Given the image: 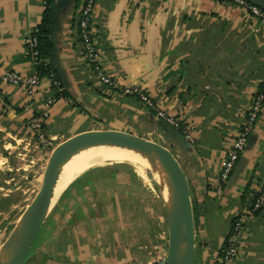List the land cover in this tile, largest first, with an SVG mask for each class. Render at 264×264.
I'll return each instance as SVG.
<instances>
[{
	"label": "crops",
	"instance_id": "obj_1",
	"mask_svg": "<svg viewBox=\"0 0 264 264\" xmlns=\"http://www.w3.org/2000/svg\"><path fill=\"white\" fill-rule=\"evenodd\" d=\"M85 1L75 0L61 16L56 35L65 98L47 106L55 96L47 76L32 100L20 86L0 84V164L8 171L3 173L35 170L41 160L29 151L42 146L28 123L45 111L52 150L98 132L158 139L164 147L168 142L190 186L194 264H221L234 222L264 184L263 109L240 156L244 169L221 193L214 189L264 82V23L219 0H98L92 35L102 64L120 86L110 88L83 55L78 17ZM45 11L43 0H0V70L39 73L27 56L26 39ZM127 86L143 87L162 109L189 123L188 145L168 134L137 97L122 93ZM48 154L40 167L44 174ZM11 158L21 165H10ZM138 165L145 167L105 160L75 177L56 199L34 253L21 264H148L166 256L164 193L154 172ZM239 251L233 264H264V208L248 220Z\"/></svg>",
	"mask_w": 264,
	"mask_h": 264
},
{
	"label": "water",
	"instance_id": "obj_2",
	"mask_svg": "<svg viewBox=\"0 0 264 264\" xmlns=\"http://www.w3.org/2000/svg\"><path fill=\"white\" fill-rule=\"evenodd\" d=\"M75 0H57L52 10L51 30L54 44L52 58L58 61L56 35L63 14ZM264 10V0H246ZM172 127L166 132H172ZM188 145L184 138L181 142ZM248 145V143H247ZM120 148L146 157L153 172L163 173L170 181L171 197L167 203L169 244L166 264H194L195 221L190 196V186L174 153L154 141L118 132H98L76 138L54 151L44 174L43 185L33 202L25 211L16 234L0 249V264H21L32 249L44 223L54 207L57 186L65 166L76 156L91 149ZM247 147V146H246ZM241 158L229 180L233 183L245 166ZM159 183V182H158ZM164 193V186L159 183Z\"/></svg>",
	"mask_w": 264,
	"mask_h": 264
},
{
	"label": "built area",
	"instance_id": "obj_3",
	"mask_svg": "<svg viewBox=\"0 0 264 264\" xmlns=\"http://www.w3.org/2000/svg\"><path fill=\"white\" fill-rule=\"evenodd\" d=\"M50 0H43L44 5L47 6ZM98 0H86L84 6L81 8L78 17L79 36L83 45V55L88 64H90L96 73V76L100 82L110 88H119V84L114 80L107 72L106 68L101 62V50L96 44L93 35V11ZM233 3L239 5L245 11L249 12L250 16L260 20L264 23V11L257 6L250 4L246 0H230ZM38 26L35 27L26 39L27 43V56L35 64L40 63V43L38 38ZM48 78L51 81L52 87L56 88L58 92H62L60 82H58L54 76V73L50 72ZM43 77L39 74L26 75L15 70H0V84H7L12 86H20L24 89L27 99H34L41 87ZM121 92L124 94H130L137 97L147 107L150 108L156 115V117L167 124L168 126L177 129L182 132L183 137L186 140H191V126L189 123H185L181 118L171 114L170 112L161 108L158 103L147 93L143 87L139 86H127L121 88ZM65 98L64 96H54L47 100V106L51 107L59 100ZM264 107V82L261 89L256 92L252 97L251 105L247 112L246 120L243 126L240 128L236 139L234 140L226 160L223 162V171L219 180V183L214 189L221 193L224 190V186L228 184L231 173L233 172L237 162L240 159L241 154L246 149L249 137L253 132L255 125L258 121L259 114ZM48 117V111L43 112L41 115L33 117L28 127L31 131L34 139L43 146L49 148L52 146V141L45 134V122ZM264 208V184L261 186L256 198L252 205L238 218L232 227L230 234L226 239L225 246L220 255L221 264H233L239 257L240 245L242 238L245 234L246 224L248 220L254 217L259 211ZM148 264H166V256H157L152 259Z\"/></svg>",
	"mask_w": 264,
	"mask_h": 264
},
{
	"label": "rangeland",
	"instance_id": "obj_4",
	"mask_svg": "<svg viewBox=\"0 0 264 264\" xmlns=\"http://www.w3.org/2000/svg\"><path fill=\"white\" fill-rule=\"evenodd\" d=\"M263 109L264 107L262 108L260 114L262 113ZM153 141L156 142L159 140L157 139ZM165 145L166 147H169L168 142ZM42 147L39 148V150L31 149L29 151V155L31 157L41 160H37L38 163L35 165V170L33 172H25L22 169H20V171L13 170L8 176L4 174L5 172H8L7 169H5L6 165L0 164V172H4V175L0 176V249L3 247V245L9 242L10 239H12L14 234H16L20 227V223L25 211L33 202L34 198L43 185L44 171L43 169H40V167H42V163H44V160L47 157L45 155V150L49 152L48 155L50 156L54 155L55 150H52L53 145L49 148L43 147L45 150L42 149ZM29 155L25 157V160L28 159ZM9 162L10 165H21L22 163H18L17 160L15 161L13 158H11ZM24 174L30 175L27 176ZM3 180H6V182ZM2 181L5 182V185L2 184ZM37 241L38 237L32 249L36 246ZM32 249L28 253L25 262H27L30 256L34 253Z\"/></svg>",
	"mask_w": 264,
	"mask_h": 264
},
{
	"label": "bare ground",
	"instance_id": "obj_5",
	"mask_svg": "<svg viewBox=\"0 0 264 264\" xmlns=\"http://www.w3.org/2000/svg\"><path fill=\"white\" fill-rule=\"evenodd\" d=\"M105 160H130L142 165H146L145 167L149 169L151 168L146 157H142L136 153L124 149L112 147L91 149L74 157L65 166L61 179L57 186V192L54 202L75 177L79 176L83 171L90 168L91 166ZM154 174L158 179L157 182L164 186V197L168 202L171 197L170 181L163 173L154 172Z\"/></svg>",
	"mask_w": 264,
	"mask_h": 264
},
{
	"label": "trees",
	"instance_id": "obj_6",
	"mask_svg": "<svg viewBox=\"0 0 264 264\" xmlns=\"http://www.w3.org/2000/svg\"><path fill=\"white\" fill-rule=\"evenodd\" d=\"M219 1L233 3L230 0H219ZM54 3H55L54 0H50L48 2L43 20L41 24L38 25V29H39L38 38L40 43V63L37 64V70L39 72L38 74L42 77L45 76L48 77L50 75V72L54 73L56 80L60 82L61 87L63 88L64 83L60 76L61 69L58 67V63L54 62L52 58L54 44L52 43L51 20H52V10ZM54 91L56 96L67 95L66 90H64V88L62 92H58L56 88H54ZM162 127L164 130L169 128V126L163 122H162ZM171 129L172 132H167V133L170 134L177 142L181 143L182 140H184L182 132L174 128ZM115 161H127V160H115ZM137 167L146 170L145 167H142L140 165H138Z\"/></svg>",
	"mask_w": 264,
	"mask_h": 264
}]
</instances>
